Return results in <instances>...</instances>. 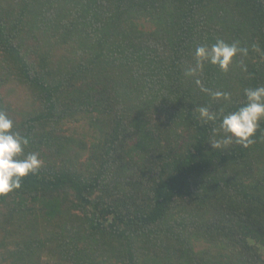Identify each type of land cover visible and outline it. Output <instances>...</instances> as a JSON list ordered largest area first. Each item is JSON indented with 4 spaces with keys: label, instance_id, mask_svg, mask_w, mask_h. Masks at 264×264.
Here are the masks:
<instances>
[{
    "label": "trees",
    "instance_id": "trees-1",
    "mask_svg": "<svg viewBox=\"0 0 264 264\" xmlns=\"http://www.w3.org/2000/svg\"><path fill=\"white\" fill-rule=\"evenodd\" d=\"M217 40L248 53L186 76ZM260 86L264 0H0V109L44 161L0 197V264H264V122L211 145Z\"/></svg>",
    "mask_w": 264,
    "mask_h": 264
},
{
    "label": "clouds",
    "instance_id": "clouds-1",
    "mask_svg": "<svg viewBox=\"0 0 264 264\" xmlns=\"http://www.w3.org/2000/svg\"><path fill=\"white\" fill-rule=\"evenodd\" d=\"M254 48L260 51L258 46ZM247 53L248 49L241 47L238 41L228 43L217 40L211 47L198 46L195 52L196 66L188 69L185 75H195L198 70L203 69L205 63L218 66L221 71L227 72L237 55L246 56ZM195 82L202 91H209L199 79ZM212 95L217 99L230 98V94L226 92L217 91ZM244 96L245 103L224 115L219 129H214L219 138L212 141L213 148L227 147L232 143L247 147L254 142L253 137L260 129L261 122H264V86L245 88ZM199 113L204 120L216 118L208 107L201 106ZM14 129L13 119L6 110L0 109V197L20 189L23 178L36 173L44 164L38 153H25L29 139Z\"/></svg>",
    "mask_w": 264,
    "mask_h": 264
}]
</instances>
